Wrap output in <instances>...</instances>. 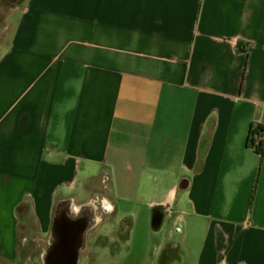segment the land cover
Instances as JSON below:
<instances>
[{
	"label": "crops",
	"instance_id": "1",
	"mask_svg": "<svg viewBox=\"0 0 264 264\" xmlns=\"http://www.w3.org/2000/svg\"><path fill=\"white\" fill-rule=\"evenodd\" d=\"M255 125L264 0H21L0 25V264H42L62 205L97 218L82 264H264ZM170 221L148 261L136 225Z\"/></svg>",
	"mask_w": 264,
	"mask_h": 264
},
{
	"label": "flooded vegetation",
	"instance_id": "2",
	"mask_svg": "<svg viewBox=\"0 0 264 264\" xmlns=\"http://www.w3.org/2000/svg\"><path fill=\"white\" fill-rule=\"evenodd\" d=\"M96 221L91 208L75 209L70 205L56 207L50 245L42 254V264H82L86 257L85 239ZM85 264H94V260L88 258Z\"/></svg>",
	"mask_w": 264,
	"mask_h": 264
},
{
	"label": "rangeland",
	"instance_id": "3",
	"mask_svg": "<svg viewBox=\"0 0 264 264\" xmlns=\"http://www.w3.org/2000/svg\"><path fill=\"white\" fill-rule=\"evenodd\" d=\"M0 2L2 3L0 5V7H4L3 5L7 6V5H11L13 3L15 4H19L21 2V0H0ZM5 11H0V24L3 22L4 18L2 17V15H4ZM175 229V227L173 226L172 222H167L162 230V235L161 237L158 238H154L152 235H145V231H144V225L142 223H138L136 225V229L134 230V234H135V240H134V245H137L138 247H142V245L146 246L148 251H147V256L146 259L149 261L151 258V251H152V247L159 241L163 240V238L166 237V235L169 234V231H173ZM148 230L149 232H151L150 230V224L148 226ZM129 253H126V251L124 252V254L121 256V260L123 261L124 259H126V257L128 256ZM100 259L102 260V264H120V261H116L114 260L113 256L109 255V254H104L101 255Z\"/></svg>",
	"mask_w": 264,
	"mask_h": 264
},
{
	"label": "trees",
	"instance_id": "4",
	"mask_svg": "<svg viewBox=\"0 0 264 264\" xmlns=\"http://www.w3.org/2000/svg\"><path fill=\"white\" fill-rule=\"evenodd\" d=\"M2 3L0 2V5ZM15 3L11 5H3L4 7H0V11H5L3 18H5L7 11L14 7ZM3 23V22H2ZM1 23V24H2ZM0 24V25H1ZM247 147L252 149L255 153H257L260 157H262L264 150V125H255L252 126L249 130L248 138H247ZM184 185V182H181V186ZM164 213L159 209V207L154 206L151 209V218H150V227L153 232L159 231L162 224Z\"/></svg>",
	"mask_w": 264,
	"mask_h": 264
},
{
	"label": "clouds",
	"instance_id": "5",
	"mask_svg": "<svg viewBox=\"0 0 264 264\" xmlns=\"http://www.w3.org/2000/svg\"><path fill=\"white\" fill-rule=\"evenodd\" d=\"M99 199L101 201V205L104 208V210L107 211V212H111L112 208H111L109 202L107 201V199L103 198V197H99Z\"/></svg>",
	"mask_w": 264,
	"mask_h": 264
},
{
	"label": "water",
	"instance_id": "6",
	"mask_svg": "<svg viewBox=\"0 0 264 264\" xmlns=\"http://www.w3.org/2000/svg\"><path fill=\"white\" fill-rule=\"evenodd\" d=\"M160 209H162L163 211H168L169 209V204L165 205V206H160ZM78 262V261H77Z\"/></svg>",
	"mask_w": 264,
	"mask_h": 264
}]
</instances>
